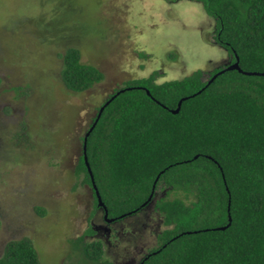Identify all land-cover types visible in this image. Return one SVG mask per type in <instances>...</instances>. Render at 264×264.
Instances as JSON below:
<instances>
[{
  "label": "trees",
  "instance_id": "1",
  "mask_svg": "<svg viewBox=\"0 0 264 264\" xmlns=\"http://www.w3.org/2000/svg\"><path fill=\"white\" fill-rule=\"evenodd\" d=\"M194 1L214 19L212 39L228 62L206 79L196 69L159 82L157 72L125 80L97 108L74 175L90 185L104 220L154 199L164 227L137 264H264V0ZM236 58L241 71L226 69ZM59 77L82 92L104 74L68 46ZM93 233L70 240L79 264H115L100 239L84 238ZM0 264L40 262L22 237L5 243Z\"/></svg>",
  "mask_w": 264,
  "mask_h": 264
},
{
  "label": "rangeland",
  "instance_id": "2",
  "mask_svg": "<svg viewBox=\"0 0 264 264\" xmlns=\"http://www.w3.org/2000/svg\"><path fill=\"white\" fill-rule=\"evenodd\" d=\"M214 30L194 0H0V255L8 240L28 237L40 264H79L70 240L90 227L84 238L100 239L115 264H137L157 244L164 226L154 199L116 221L94 208L92 188L74 175L82 136L125 80L196 69L206 79L227 63ZM68 46L103 72L100 82L82 92L64 87Z\"/></svg>",
  "mask_w": 264,
  "mask_h": 264
},
{
  "label": "water",
  "instance_id": "3",
  "mask_svg": "<svg viewBox=\"0 0 264 264\" xmlns=\"http://www.w3.org/2000/svg\"><path fill=\"white\" fill-rule=\"evenodd\" d=\"M226 69H237V70L241 71V69L238 67V60H237V58H236V60L233 63H231L228 66H226ZM244 73L251 74V73H256V72H244ZM179 104H180V101L178 102V107H179ZM178 107L174 110V112H176L178 110ZM101 109H102V107L100 108V110ZM87 133L88 132H86L85 137H86ZM85 137H84V139H85ZM83 148H85L84 145H83ZM96 194H97V198H98V204L100 206H102V202H101V200H100V198L98 196L97 191H96ZM111 220H112L111 218L110 219H107V221H111Z\"/></svg>",
  "mask_w": 264,
  "mask_h": 264
}]
</instances>
